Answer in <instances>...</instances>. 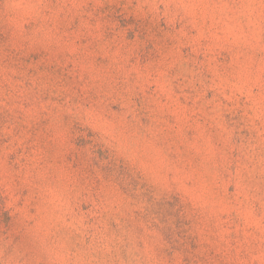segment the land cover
I'll use <instances>...</instances> for the list:
<instances>
[{"label":"rangeland","instance_id":"1","mask_svg":"<svg viewBox=\"0 0 264 264\" xmlns=\"http://www.w3.org/2000/svg\"><path fill=\"white\" fill-rule=\"evenodd\" d=\"M0 264H264V0H0Z\"/></svg>","mask_w":264,"mask_h":264}]
</instances>
